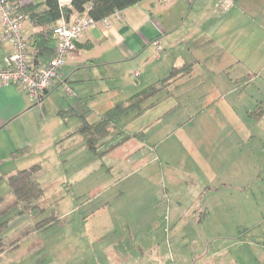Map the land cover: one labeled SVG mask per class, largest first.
<instances>
[{
	"label": "crops",
	"instance_id": "0c3cea01",
	"mask_svg": "<svg viewBox=\"0 0 264 264\" xmlns=\"http://www.w3.org/2000/svg\"><path fill=\"white\" fill-rule=\"evenodd\" d=\"M22 30L31 38L33 31L28 22ZM154 41L163 45L159 59H154ZM11 52L10 45H0V65ZM47 62L46 59L42 64ZM184 65H191L190 75L170 85L139 116L132 114L131 119L118 121L115 136L102 149L129 137L109 153L126 148L129 159H145L141 167L160 164L162 160L168 164L172 160L165 159L168 154L165 156L164 144L171 138L168 130L183 132L181 123L176 127V117L183 112L178 114L174 108L181 102V108H191L189 118L203 117L200 127L191 130V160L197 174L187 191L193 201L185 202V208L194 212L204 209L208 214L218 206L216 199L226 208L220 198L238 197L243 201L247 194L261 195L264 128L259 124L264 116L253 122L250 113L251 107L264 99V0H234L227 12L218 10L217 0H144L122 11L121 18L112 20L110 28L89 29L76 44L54 87L37 100L28 98L20 86L0 84V184L16 172L38 165L35 178L43 197L54 181H66L69 186L71 177L76 179L85 171L90 154L78 133L80 117L95 123L115 103ZM167 102H171L170 108ZM248 102L252 105L248 106ZM135 122L142 125L129 130ZM20 150L24 154L13 158L12 153ZM70 166L73 173L69 177ZM54 176L57 179H52ZM168 178L175 183L169 184L166 194H178L183 187V183L179 185L181 178L174 174ZM0 188L1 199L11 195L8 186L3 191L2 185ZM182 204L176 201L173 208L169 207V224L174 227L184 208ZM72 211L73 208L64 215ZM93 239L80 241L89 252L84 257L87 264H136L145 254L154 256L158 264L166 263V255H153L151 248H146L143 256L134 257L126 253L127 249L119 253L112 245L104 247L97 231ZM261 243L257 249L264 257V242ZM240 245L245 257L248 245ZM93 257H99L101 262L96 263Z\"/></svg>",
	"mask_w": 264,
	"mask_h": 264
},
{
	"label": "rangeland",
	"instance_id": "374dc122",
	"mask_svg": "<svg viewBox=\"0 0 264 264\" xmlns=\"http://www.w3.org/2000/svg\"><path fill=\"white\" fill-rule=\"evenodd\" d=\"M170 103L167 102L168 108ZM177 104L174 107L177 113H183L176 117V127L181 123L183 132L168 130L171 138L164 144L165 156L169 157L165 159H172L168 164L162 160L160 164L141 167L145 159L139 160L136 156L129 159L126 148L106 157L88 154L85 171L76 179L71 177L69 186L66 181H54L45 197L36 202L43 213L34 210L18 215L17 208L0 219V222L9 221L5 250L17 242L0 257V264H87L84 257L89 252L80 241H95L96 231L104 247L112 245L119 253L127 249L126 253L134 257L143 256V251L151 248L153 255H166L165 264H261L264 257L257 246L264 242L261 241L264 239V184L261 195L247 194L244 202L238 197L220 198L226 208L216 199L218 206L208 214L204 209L194 212L185 208L188 207L185 202L193 201L187 191L197 174L191 160V130L200 127L203 117L191 119V108L187 112L180 107L181 102ZM251 108L252 115L261 109L263 117L264 99ZM262 117L257 120L250 117V120L255 122ZM131 118L130 115L125 120ZM141 125L142 122H135L129 125V130ZM259 126L264 128V118ZM113 136L115 133L104 140L106 144H110ZM72 167H67L69 177ZM169 174L181 178L182 189L174 190L178 194H166L169 184L175 183L169 181ZM1 185L2 191L6 189L4 181ZM4 198L5 202L12 200L11 195ZM176 201H181L184 208L178 213V224L174 227L169 224L172 219L169 207L173 208ZM72 208V213L64 215ZM52 215L59 217L58 223L35 229L36 224ZM242 243L248 245L245 257ZM93 258L96 263L101 262L99 257ZM136 264L158 263L154 256L145 254Z\"/></svg>",
	"mask_w": 264,
	"mask_h": 264
},
{
	"label": "trees",
	"instance_id": "16d2710c",
	"mask_svg": "<svg viewBox=\"0 0 264 264\" xmlns=\"http://www.w3.org/2000/svg\"><path fill=\"white\" fill-rule=\"evenodd\" d=\"M14 9L15 14L26 17L32 29L31 44L28 47V54L32 58L35 69L42 67L44 60L53 57L54 43L53 29L60 19L69 20L71 17L86 12L95 20H101L110 16L116 11H124L137 5L144 0H69L68 5H63L61 0H8ZM191 65H184L180 68H173L169 75L157 82L143 88L136 94L124 101H119L95 123L85 122L82 117V125L78 133L83 137L87 150L96 157H102L123 144L129 137L123 138L119 143L111 144L102 149L104 141L117 128L121 119L133 114L139 116L144 110L152 107L158 101V95L168 90V87L180 78L189 76ZM261 111V112H260ZM263 111L260 109L251 118L260 119ZM24 150L15 151L12 157L16 158L24 154ZM40 167L34 165L26 170H21L6 178L9 192L12 196L10 202L0 198V219L10 211L19 208L18 215L33 212L43 213L36 202L43 196V189L36 180V174ZM54 222H59L57 215H52L35 225V229L47 227ZM9 221L0 222V255L5 251V232ZM12 244V243H11Z\"/></svg>",
	"mask_w": 264,
	"mask_h": 264
},
{
	"label": "built area",
	"instance_id": "2783aa9c",
	"mask_svg": "<svg viewBox=\"0 0 264 264\" xmlns=\"http://www.w3.org/2000/svg\"><path fill=\"white\" fill-rule=\"evenodd\" d=\"M166 0H161L165 2ZM68 5L69 0H62ZM234 5V0H217V8L227 12ZM121 18V12L116 11L101 20H95L86 12L71 17L69 20L60 19L54 29L53 57L42 67L35 69L32 58L28 54V47L32 40L23 34V24L26 17L15 14L8 0H0V45H10L12 52L0 65V84L6 86H20L24 94L31 100H37L42 93L51 90L54 82L60 77L62 69L76 50V44L92 28L102 26L110 28L111 21ZM155 48L154 59H159L163 45L159 41L153 42ZM134 76L137 78L138 73Z\"/></svg>",
	"mask_w": 264,
	"mask_h": 264
}]
</instances>
